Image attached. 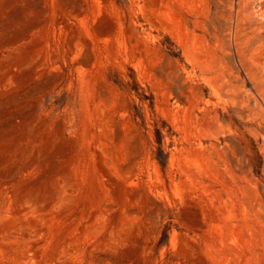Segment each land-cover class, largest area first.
<instances>
[{
	"label": "rangeland",
	"instance_id": "374dc122",
	"mask_svg": "<svg viewBox=\"0 0 264 264\" xmlns=\"http://www.w3.org/2000/svg\"><path fill=\"white\" fill-rule=\"evenodd\" d=\"M194 38L255 108L237 45L264 38V0H0V264H264V128L191 73ZM191 81L231 165L184 162Z\"/></svg>",
	"mask_w": 264,
	"mask_h": 264
},
{
	"label": "bare ground",
	"instance_id": "6f19581e",
	"mask_svg": "<svg viewBox=\"0 0 264 264\" xmlns=\"http://www.w3.org/2000/svg\"><path fill=\"white\" fill-rule=\"evenodd\" d=\"M200 1L201 0H199V2ZM194 40L198 41L199 48L197 55H193L192 58L188 57V61L193 64L191 73L196 76V69H198L205 85L208 88L210 87L213 91V95L219 101L232 103L239 114V118L244 121L248 132L257 139L261 134L259 131L264 128V121L260 122V119H264V63L261 62V57L264 58V38H246L237 45V54L239 55L242 68L246 71V78L248 82L252 84V89L256 94V96L253 97L255 108L242 104L243 91L234 82L226 78L228 75V68L224 65V57L219 53L217 46H212L205 38H194ZM256 43H258V45H256ZM183 69L186 73V67L184 65ZM180 78L183 79L181 75ZM190 83L191 86L185 88V91L188 92L190 97L188 98L185 96L182 90L180 93L181 102L185 104V110L188 109L187 118H185L187 119L186 121H188L187 135L193 139L190 141V144L188 143L191 147L189 150L186 146L182 148L183 151L189 153L188 156L184 158V162L185 164L186 162L187 164L191 162L204 166L231 165L233 161L227 157V152L234 151L237 147L242 148L240 141L237 139V133L232 125L229 124V121L220 119L217 110L209 107L211 102L205 97L204 88L200 84H195L192 81ZM181 88L183 89V85H181ZM201 104L206 105V107L200 109L201 115H198L196 111ZM201 134H204L205 137L198 144L195 139L199 138L201 140L203 138ZM261 149L264 151V145ZM175 158H173V160H176ZM181 159L182 158H179V161ZM255 207L256 206H253L250 209V211L253 212L251 214L256 213L253 215L256 217L255 219L253 218L255 222H252L253 224H250V221L246 222L250 224H247L248 228L247 226L246 228L249 231V241L252 243V246L257 243H264V237L260 235V232L259 234L257 233V230L259 231L263 224L260 218L261 214L255 210ZM249 213L250 212H248V214ZM249 216L252 217L250 214ZM260 223L262 225L259 227ZM262 227H264V225ZM234 228L232 230L236 231V227ZM237 232L239 231L237 230ZM241 234L240 231V235ZM240 235H238L237 241H241L243 245V243L248 240H244L245 242L243 239L239 240ZM241 238L242 237H240V239ZM244 245H246V243ZM244 245L243 247L240 245V247L244 249ZM247 245H249V243ZM216 247H214V250ZM234 248L236 249V245ZM217 250H219V248ZM238 251L240 252V250ZM240 253L237 254L239 255Z\"/></svg>",
	"mask_w": 264,
	"mask_h": 264
}]
</instances>
